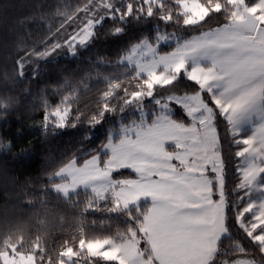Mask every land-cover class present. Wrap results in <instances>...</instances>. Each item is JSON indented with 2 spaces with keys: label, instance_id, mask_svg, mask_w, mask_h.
I'll list each match as a JSON object with an SVG mask.
<instances>
[{
  "label": "snow or ice",
  "instance_id": "6c2138e0",
  "mask_svg": "<svg viewBox=\"0 0 264 264\" xmlns=\"http://www.w3.org/2000/svg\"><path fill=\"white\" fill-rule=\"evenodd\" d=\"M53 15L58 23L48 22L38 43L17 45L11 76L6 72L0 81V157L30 160L35 154L33 140L21 139L23 119L13 124L12 113L25 106L21 96H33L29 107L40 117L27 127L39 128L43 139L66 129L84 131L77 147L60 159L44 157L40 176L46 182L38 197L27 200L38 201L43 210L35 214V225L7 213L0 219V264H161L157 241L164 249L170 238L197 245L191 264H257L264 254V0H87L57 6ZM130 21L151 23L154 29L120 48L111 63L122 72H96L104 87L92 104L81 105V97L92 91L85 82L91 71L79 80L65 73L35 95L30 87L18 92L25 79L39 81L41 61L59 54L79 58L80 50L101 34L105 39L123 36ZM177 28L194 31L180 36ZM162 41L171 42L167 50L160 47ZM89 63L99 68L109 61L97 57ZM179 80L190 82L192 90L159 95ZM49 88L58 99L49 98ZM145 98L161 110L157 121L170 127V138L157 142L159 168L149 173L155 184L149 180L148 190L162 198L152 202L151 213L144 212L149 220L131 230L90 235L89 224L95 226L96 220L89 221V215L103 211L113 216L131 207L121 198L124 169L103 159L120 147L112 131L115 121L106 118ZM253 111L262 119L244 134L241 125L251 124ZM225 135L233 146L227 154ZM188 156L193 157L191 177L179 167ZM229 172L232 183L226 179ZM26 184H32L31 177ZM50 194L76 211L69 227H63L67 217L48 206ZM56 216L61 228L53 239ZM225 237L232 238L234 258L221 261Z\"/></svg>",
  "mask_w": 264,
  "mask_h": 264
},
{
  "label": "trees",
  "instance_id": "16d2710c",
  "mask_svg": "<svg viewBox=\"0 0 264 264\" xmlns=\"http://www.w3.org/2000/svg\"><path fill=\"white\" fill-rule=\"evenodd\" d=\"M86 2L87 0H0V81L5 79L6 72L8 76H11L12 59L16 57L17 45L31 46L34 43H38L44 34L47 33L48 22L58 23V20L53 15L57 6L75 5ZM42 15L44 19H41ZM205 27L207 28L208 26ZM153 29L154 26L151 23L138 24L135 21H130L126 25V32L123 36L105 39L101 34L87 49L80 50L79 58H73L68 54H59L55 58L41 61L38 69L41 73L39 81L33 83L25 79L24 83L17 86L18 92L22 93L25 87H30L33 95H35L40 88L46 85L55 86L65 73L79 80L85 76L86 72L91 71V78L86 79L85 82L90 85L92 91L81 97V105L92 104L96 98L95 93L97 89L104 87L96 72L99 71L101 76L122 72V68L115 67L111 63L117 59L120 48L125 47L130 40L137 38L142 31H151ZM168 31H173V29L168 28ZM176 31L180 36H190L194 30L191 28H177ZM169 45L170 43L160 47L167 50ZM97 57H105L109 63L102 64L99 68L95 64L89 63V60L96 61ZM77 66H79V70H77ZM28 72H31V68L28 69ZM121 79H123V76H121ZM192 88L193 85L190 82L179 80L174 85L169 86V89L161 90L159 95L184 94V92H190ZM48 94L51 100L58 99V97L52 95L51 88L48 89ZM21 99L25 106L21 107L19 111L12 113L13 124L15 126L18 119H23L26 127L21 139L23 141L27 139L33 140L35 154L30 160H25L24 157L13 159L11 154L5 158L0 157V219H3L5 213H7L9 218H20L35 225V214L39 213L42 215L43 210L38 201L35 204H29L27 200L29 197H38L40 195V185L46 182L40 176L42 166L46 165L44 157L51 154L56 159H60L63 154L77 147L79 144L78 137L83 133L84 128L62 130L59 135L49 137L45 140L39 128L29 129L27 127L33 120L40 117V112L33 113L30 110L29 102L33 100V96H21ZM113 103L118 104L119 102L114 100ZM142 109L148 113V121H151L154 114L159 111L154 101H149L145 98L139 105L135 102L127 105L122 114L118 111L114 118L111 116L106 118L107 120L114 119L115 121V126L112 128V131L115 133L116 139L118 137L116 134L122 126L127 127L140 119V111ZM218 122L223 127L224 122L222 118ZM17 126H19L18 122ZM248 131L246 129L242 133L246 134ZM7 134H11V132ZM100 134L101 132L98 130L96 135L99 136ZM96 143L100 144L101 140L97 139ZM82 147L87 151L90 145L85 144ZM232 148L231 138L225 135V153H230ZM29 177L32 178L31 185L26 184ZM132 177H135V174L129 170H124L119 179L124 180ZM226 179L229 183L233 182L231 172H229ZM25 191L28 192L29 196L24 195ZM48 206L57 208L59 212H62L67 217L68 222L63 225L64 228L69 227L72 217L77 214L68 205L57 204L54 194H50ZM104 207L105 205L101 204V208ZM148 208L149 203L141 201L137 205H131L128 212L120 211L116 215L109 216L101 211L95 214V216L89 215V221L92 219L96 220L95 226L89 224V234L104 235L114 233L118 229L131 230L133 226L139 225L141 220H144L146 216L144 212H148ZM137 213H141V215L137 216ZM101 221H105V223L101 224ZM60 228L59 216H56L53 220L52 227L53 239L59 237ZM34 231L35 229L33 228ZM232 235L237 238L239 237L238 232H233ZM221 247L223 250L219 258L221 261L223 259L231 260L234 258L231 254L234 247L232 238H223ZM253 251L255 253V249ZM257 264H264V254L259 256Z\"/></svg>",
  "mask_w": 264,
  "mask_h": 264
},
{
  "label": "rangeland",
  "instance_id": "374dc122",
  "mask_svg": "<svg viewBox=\"0 0 264 264\" xmlns=\"http://www.w3.org/2000/svg\"><path fill=\"white\" fill-rule=\"evenodd\" d=\"M169 43L171 42L162 41L160 46ZM28 69H26V71H28ZM160 111L159 109L152 117V120L148 121V113L142 109L140 111L141 117L139 120L127 127L122 126L116 134L118 135L116 140L119 142L120 147L115 153L110 150L109 154L104 158L106 164L109 160H112L115 162V167L129 170L135 174V177L121 180V198L125 202L124 206L137 205L139 202L145 201L149 203L148 213L152 212V202L162 198L161 196H154L152 192L148 190L150 187L149 180L152 181V184H155V179L151 177L149 173L159 168L157 162V142L170 138L168 135L170 131L169 125L157 121V116ZM168 111L170 113V109ZM260 114L259 111H253L250 114L251 124L249 122L243 123L241 125L242 131L246 129L250 130L251 126L259 123L262 119ZM185 143H187V141H185ZM184 151L186 152L187 150L185 149ZM167 162L170 161H165V163ZM179 167L187 176L191 177L195 175L192 171L193 157L188 156L186 159L181 160ZM144 220L148 221L149 217L146 215ZM165 259L167 258L164 256L162 260H160L161 264H171L168 259L167 261Z\"/></svg>",
  "mask_w": 264,
  "mask_h": 264
},
{
  "label": "crops",
  "instance_id": "0c3cea01",
  "mask_svg": "<svg viewBox=\"0 0 264 264\" xmlns=\"http://www.w3.org/2000/svg\"><path fill=\"white\" fill-rule=\"evenodd\" d=\"M261 107H263V101L261 103ZM260 117H262V114H260ZM196 247L197 245L191 241H189L186 245H180L174 238H170L168 247L161 249L159 241H157L158 258L162 260L165 256L171 264H191L194 259ZM167 259L165 260L167 261Z\"/></svg>",
  "mask_w": 264,
  "mask_h": 264
}]
</instances>
